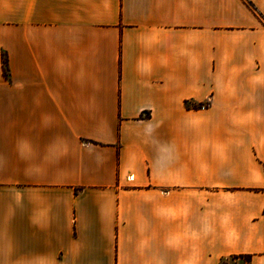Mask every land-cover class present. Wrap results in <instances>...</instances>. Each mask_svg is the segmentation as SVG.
Segmentation results:
<instances>
[{
	"label": "crops",
	"instance_id": "1",
	"mask_svg": "<svg viewBox=\"0 0 264 264\" xmlns=\"http://www.w3.org/2000/svg\"><path fill=\"white\" fill-rule=\"evenodd\" d=\"M240 260L264 264V0H0V264Z\"/></svg>",
	"mask_w": 264,
	"mask_h": 264
},
{
	"label": "trees",
	"instance_id": "2",
	"mask_svg": "<svg viewBox=\"0 0 264 264\" xmlns=\"http://www.w3.org/2000/svg\"><path fill=\"white\" fill-rule=\"evenodd\" d=\"M247 4L253 9V11L256 12L255 8L249 2H247ZM3 71H4L5 76H7L6 60H4V63H3ZM185 106L188 109H201V108H206L208 106V104L207 103L206 104H195L192 102H186ZM244 258L248 259L247 257H244Z\"/></svg>",
	"mask_w": 264,
	"mask_h": 264
},
{
	"label": "rangeland",
	"instance_id": "3",
	"mask_svg": "<svg viewBox=\"0 0 264 264\" xmlns=\"http://www.w3.org/2000/svg\"><path fill=\"white\" fill-rule=\"evenodd\" d=\"M228 264H231V263L228 262ZM238 264H244V262H243L242 260H240V261L238 262Z\"/></svg>",
	"mask_w": 264,
	"mask_h": 264
}]
</instances>
